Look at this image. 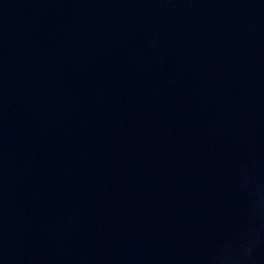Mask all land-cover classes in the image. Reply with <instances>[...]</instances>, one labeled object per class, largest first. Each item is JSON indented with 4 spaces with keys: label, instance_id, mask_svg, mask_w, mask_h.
I'll use <instances>...</instances> for the list:
<instances>
[{
    "label": "water",
    "instance_id": "water-1",
    "mask_svg": "<svg viewBox=\"0 0 264 264\" xmlns=\"http://www.w3.org/2000/svg\"><path fill=\"white\" fill-rule=\"evenodd\" d=\"M0 264H264V0H0Z\"/></svg>",
    "mask_w": 264,
    "mask_h": 264
}]
</instances>
